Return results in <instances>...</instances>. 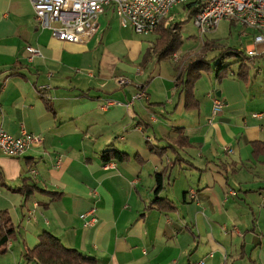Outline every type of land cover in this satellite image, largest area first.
I'll use <instances>...</instances> for the list:
<instances>
[{"label":"crops","instance_id":"1","mask_svg":"<svg viewBox=\"0 0 264 264\" xmlns=\"http://www.w3.org/2000/svg\"><path fill=\"white\" fill-rule=\"evenodd\" d=\"M157 37L109 9L87 41H60L39 27L31 0H0V129L42 139L18 158L0 152V212L17 230L0 264H35L24 255L43 232L92 264H264V154L252 153L253 143L264 148V45L240 56L245 81L228 58L217 81L218 54H207L198 108L186 110L175 80L198 54L158 62ZM140 88L146 98L132 100ZM214 101L222 109L212 115ZM109 150L127 160L103 162ZM23 186L47 195L25 198L15 192Z\"/></svg>","mask_w":264,"mask_h":264},{"label":"built area","instance_id":"2","mask_svg":"<svg viewBox=\"0 0 264 264\" xmlns=\"http://www.w3.org/2000/svg\"><path fill=\"white\" fill-rule=\"evenodd\" d=\"M31 4L39 27L50 31L53 38L70 43L87 41L95 33L98 17L106 10H112L121 25L130 26L135 34L150 35L156 32L161 21L169 23L172 9L181 6L187 16L192 14L200 39L215 32L227 20L241 27L240 39L249 37L242 48L245 57H255L257 46L264 45V0H31ZM26 51L31 57L39 55L34 47H26ZM172 60L178 64L181 58L174 55ZM117 82L127 83L122 78ZM143 98L146 95L140 88L132 100ZM221 109L222 104L214 101L212 115ZM41 143L37 135L21 131L13 137L0 129V152L6 156L18 158Z\"/></svg>","mask_w":264,"mask_h":264},{"label":"trees","instance_id":"3","mask_svg":"<svg viewBox=\"0 0 264 264\" xmlns=\"http://www.w3.org/2000/svg\"><path fill=\"white\" fill-rule=\"evenodd\" d=\"M192 14L187 16V19H191ZM182 23H166V21H161L159 24L156 34L157 39L153 48L151 50L152 54L155 55L156 61L160 62L167 59L170 55L177 52V49L180 44V28ZM215 48L214 43H203L202 49L198 52L197 58L194 62L187 66L185 69H180L177 73L175 86L182 88L184 91V103L186 110H195L198 108V105L194 98V85L197 80L200 79L201 74L204 72H208L211 70L210 61H206L204 57L207 55L206 52ZM226 54H218V62L214 64L213 70L215 71V79L217 81H221L224 79L230 69V64L223 65V61L225 59H237V63H239V68L237 72V77L240 80L245 81L248 75V67L245 65L243 59H239L242 56V52L231 50ZM148 54V53H146ZM146 58V56H145ZM43 102L45 107L49 112L53 113V109L50 105V101L46 99L44 96ZM178 138L176 139V143L178 146L186 147L188 146L185 141L182 143L181 139L182 133L180 130H177ZM259 147H263V145L259 143L252 144V153L254 156L264 154V148L259 149ZM150 151L155 152L159 155H162V151L159 149L149 147ZM101 160L103 162H108L110 160L115 161H126L127 157L116 151H105L101 154ZM172 165H167L165 169H163L160 173L156 175V186H155V194H157L162 189V181L163 178L168 174ZM39 191L36 188H29L26 186L21 187L20 189L15 190L18 194L23 195L25 198H28L34 192ZM43 194L47 195V192L39 191ZM51 200H57L58 196L54 194H48ZM161 204L158 200L151 204ZM172 210V209H171ZM17 236L16 227L13 226L11 220L6 212H0V253H5L7 250V243L10 240H14ZM39 244L33 250H27L24 258L28 262H34L35 264H92L93 260L82 256L79 252L73 249H68L63 246V244L54 236L49 233L43 232L39 237Z\"/></svg>","mask_w":264,"mask_h":264},{"label":"rangeland","instance_id":"4","mask_svg":"<svg viewBox=\"0 0 264 264\" xmlns=\"http://www.w3.org/2000/svg\"><path fill=\"white\" fill-rule=\"evenodd\" d=\"M183 8L175 7L168 18L169 23H182L180 28V44L177 49L178 54H198L201 51L203 43H214L215 48L208 50L206 54H226L228 51L242 48L248 43L249 37L240 39L241 27L231 25L227 20H223L217 30L203 38H199L196 28L193 25L192 18L187 19V11ZM243 45H240V42ZM241 50V49H240ZM242 51V50H241Z\"/></svg>","mask_w":264,"mask_h":264}]
</instances>
